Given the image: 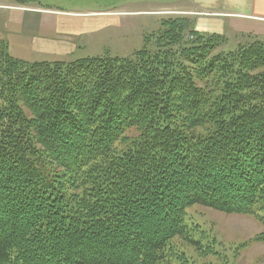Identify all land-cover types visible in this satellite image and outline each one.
<instances>
[{
  "label": "trees",
  "instance_id": "trees-1",
  "mask_svg": "<svg viewBox=\"0 0 264 264\" xmlns=\"http://www.w3.org/2000/svg\"><path fill=\"white\" fill-rule=\"evenodd\" d=\"M190 28L126 58L0 50V264H193L196 206L264 241V37L214 52Z\"/></svg>",
  "mask_w": 264,
  "mask_h": 264
},
{
  "label": "rangeland",
  "instance_id": "rangeland-1",
  "mask_svg": "<svg viewBox=\"0 0 264 264\" xmlns=\"http://www.w3.org/2000/svg\"><path fill=\"white\" fill-rule=\"evenodd\" d=\"M0 2L34 9L37 14L41 13L37 23L33 25L17 22L13 11L0 7V50L6 51L16 59L31 62H70L87 56L132 57L134 51L144 46L154 47L157 31L161 30L164 21L185 17L190 23V30L198 32L199 30L194 28L195 21H205L207 17L202 15L212 12L210 7L196 5L201 0H0ZM182 9L185 13L176 12ZM47 11L54 12V20L57 15H62L68 17L64 20L75 22L71 30L64 33L62 29H58L59 23H48L47 18L42 16L51 14ZM103 21L106 23H101ZM146 35L151 40L147 45L144 41ZM63 37L71 40L70 43L74 42L72 45L76 48L73 52L68 54L54 52V55L45 54L40 57L41 51L38 50L40 43L62 41ZM192 37L193 35L187 32L185 38L190 41ZM263 37L253 32L250 34L242 31L230 32L225 36L223 43L218 41L214 52L232 51L238 46L262 40ZM222 38L219 37L218 40ZM51 57L54 59H44ZM193 212L196 213L195 218L192 216ZM190 213L193 220L198 222L208 235V239L203 243L211 242L210 248L202 250L184 246L193 264H264V241L258 238L263 226L253 216L224 213L205 206L193 207Z\"/></svg>",
  "mask_w": 264,
  "mask_h": 264
},
{
  "label": "crops",
  "instance_id": "crops-1",
  "mask_svg": "<svg viewBox=\"0 0 264 264\" xmlns=\"http://www.w3.org/2000/svg\"><path fill=\"white\" fill-rule=\"evenodd\" d=\"M196 5L210 7V10L212 11L211 14L202 15L207 17L205 21H195L194 28L199 31L215 32L223 36H226L230 32L242 31L249 34L250 32H253L261 37L264 36V0H201V2ZM14 6L0 2V7H2V9H8L14 12L17 22L33 23L34 25V23H37L38 17L41 16V13L37 14V11L34 9ZM47 12L51 14L42 16L47 18L49 21L48 23H59L58 29H62L64 33H66L67 30H71V27L75 23L64 20V18L68 17L62 15H57L54 20V12ZM176 12L185 13V10L182 9ZM57 18L58 21H56ZM101 23L106 22L103 21ZM25 28H27L26 25ZM70 42L71 40L66 39L65 37H63L62 41L58 42H54V40L50 42H42L38 49L41 51L40 57L45 54L54 55V52H59L61 54L71 53L76 47L72 45V43H74L73 41L72 43ZM44 59H54V57Z\"/></svg>",
  "mask_w": 264,
  "mask_h": 264
}]
</instances>
